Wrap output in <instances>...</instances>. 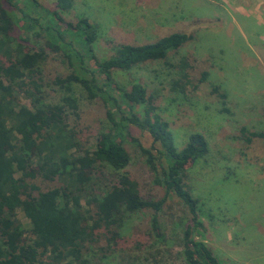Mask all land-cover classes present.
Instances as JSON below:
<instances>
[{
    "label": "trees",
    "instance_id": "trees-1",
    "mask_svg": "<svg viewBox=\"0 0 264 264\" xmlns=\"http://www.w3.org/2000/svg\"><path fill=\"white\" fill-rule=\"evenodd\" d=\"M73 1L54 0L51 9L39 0H0V264H102L86 253L95 247L114 251L124 212L152 210L151 228L162 238L159 212L169 195L178 197L190 214L181 243L185 264H223L204 238L194 235L205 227L200 201L185 181L189 164L207 154V140L194 132L178 150L145 85L134 81L125 87L113 74L164 60L190 41L193 32H173L144 44L116 43L113 53L100 59L93 52L97 28L86 17L74 21L62 15ZM47 50L62 51L68 70L53 79L66 93L57 103L47 102L43 94ZM178 65L188 67L186 58ZM206 75L204 71L201 81ZM181 77L189 82L186 73ZM73 83L105 107L107 127L98 132L93 149L83 148L78 130L68 121L70 114L78 116L77 99L70 93ZM213 91L224 102L226 94L218 87ZM130 126L147 131L152 139L151 148L138 146L154 181L163 187L161 198H143L127 171L130 155L123 141ZM239 133L247 147L264 138V131L247 126ZM103 169L111 171L105 182L98 176ZM36 177L56 185L42 190L32 182ZM102 239L105 244L99 245Z\"/></svg>",
    "mask_w": 264,
    "mask_h": 264
},
{
    "label": "rangeland",
    "instance_id": "rangeland-1",
    "mask_svg": "<svg viewBox=\"0 0 264 264\" xmlns=\"http://www.w3.org/2000/svg\"><path fill=\"white\" fill-rule=\"evenodd\" d=\"M39 1L54 7V0ZM62 15L74 21L86 17L97 28L93 52L100 59L111 55L116 43L144 44L173 32H193L190 41L168 52L164 60L113 74L125 87L134 81L145 85L156 111L169 123L178 150L190 134L204 135L208 152L189 164L185 179L200 201L199 218L205 227L194 230V235L203 237L223 264H246V227L259 228L264 210V138H255L247 147L239 130L247 126L264 131V0H74ZM61 52L47 50L43 64L42 88L49 103L60 102L66 94L53 82L68 72ZM181 57L188 63L185 69L178 65ZM204 71L207 75L201 81ZM183 73L189 82L181 77ZM71 87L78 116L70 114L68 121L78 130L83 148L93 149L98 132L107 127L105 107L99 98H86L79 84ZM213 87L226 94L224 102ZM128 134L123 141L130 155L127 171L138 182L143 198H161L163 187L154 181L138 146L151 148L150 135L135 126L129 127ZM102 172L101 182L111 178L109 169ZM32 182L42 190L56 185L41 177ZM152 214L150 209L124 212L114 251L95 247L86 255L102 264H185L181 243L190 221L186 205L169 195L159 212L162 238L151 228ZM18 217L27 225L21 212ZM248 236L264 241L259 232L249 231ZM104 244L102 239L99 245Z\"/></svg>",
    "mask_w": 264,
    "mask_h": 264
},
{
    "label": "crops",
    "instance_id": "crops-1",
    "mask_svg": "<svg viewBox=\"0 0 264 264\" xmlns=\"http://www.w3.org/2000/svg\"><path fill=\"white\" fill-rule=\"evenodd\" d=\"M261 183L264 186V181H261ZM262 211L260 213V221H258L261 226L252 230L246 227V256L248 257L246 258V264H264V241L257 236L251 238L248 236L249 231L254 234L259 232L264 235V210Z\"/></svg>",
    "mask_w": 264,
    "mask_h": 264
}]
</instances>
